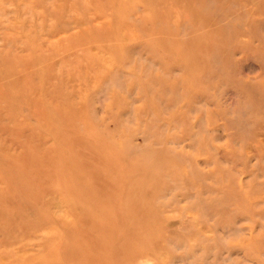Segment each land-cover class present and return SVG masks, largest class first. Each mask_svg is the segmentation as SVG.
<instances>
[{"label": "rangeland", "instance_id": "374dc122", "mask_svg": "<svg viewBox=\"0 0 264 264\" xmlns=\"http://www.w3.org/2000/svg\"><path fill=\"white\" fill-rule=\"evenodd\" d=\"M0 264H264V0H0Z\"/></svg>", "mask_w": 264, "mask_h": 264}, {"label": "bare ground", "instance_id": "6f19581e", "mask_svg": "<svg viewBox=\"0 0 264 264\" xmlns=\"http://www.w3.org/2000/svg\"><path fill=\"white\" fill-rule=\"evenodd\" d=\"M89 204H93V202L92 203H89ZM55 216V215H54Z\"/></svg>", "mask_w": 264, "mask_h": 264}]
</instances>
